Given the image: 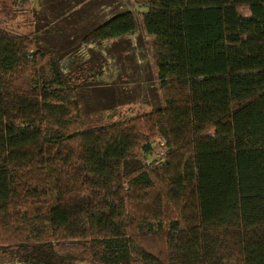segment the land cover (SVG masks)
Here are the masks:
<instances>
[{
  "label": "trees",
  "instance_id": "obj_1",
  "mask_svg": "<svg viewBox=\"0 0 264 264\" xmlns=\"http://www.w3.org/2000/svg\"><path fill=\"white\" fill-rule=\"evenodd\" d=\"M135 1L163 106L89 129L65 52L0 27V256L264 264V0ZM135 28L125 10L80 41Z\"/></svg>",
  "mask_w": 264,
  "mask_h": 264
},
{
  "label": "rangeland",
  "instance_id": "obj_2",
  "mask_svg": "<svg viewBox=\"0 0 264 264\" xmlns=\"http://www.w3.org/2000/svg\"><path fill=\"white\" fill-rule=\"evenodd\" d=\"M131 10L135 30L99 44H86L82 36L117 12ZM144 7L135 0H0V27L29 36L38 44L65 52L59 60L70 73L80 95L79 115L85 129L108 125L148 113L163 106L153 60V36L140 18ZM151 152L127 162L150 166L164 156L163 140L152 141ZM0 264L20 262L0 256ZM46 264H94L91 261L53 259Z\"/></svg>",
  "mask_w": 264,
  "mask_h": 264
}]
</instances>
